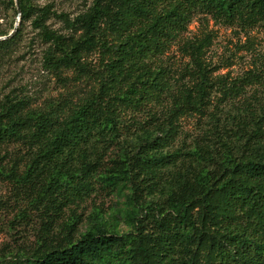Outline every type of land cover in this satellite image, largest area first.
Wrapping results in <instances>:
<instances>
[{"label": "trees", "instance_id": "1", "mask_svg": "<svg viewBox=\"0 0 264 264\" xmlns=\"http://www.w3.org/2000/svg\"><path fill=\"white\" fill-rule=\"evenodd\" d=\"M18 2L19 14L14 0L7 2L19 22L0 30V73L27 22L58 76H87L94 54L100 71L96 91L64 106H36L24 87L3 93L10 82L0 85V211L44 203L62 217L63 208L98 191L116 200L114 224L95 207L73 238L79 218L71 210L60 237L44 238L30 256L7 264H264V104L234 115L230 128L214 124L204 137L222 132L215 142L166 150L178 135L177 119L205 116L218 84L202 60L208 38L182 41L187 26L197 15L242 29L264 26V0H93L74 16L52 4ZM51 19L61 26L51 28ZM179 43L191 56L188 73L162 65ZM222 83L221 101L239 95L235 83ZM163 97V117L152 111L122 139L131 130L124 117ZM4 187L13 204L2 199ZM16 215L25 218V209ZM120 224L129 230L119 232Z\"/></svg>", "mask_w": 264, "mask_h": 264}, {"label": "rangeland", "instance_id": "2", "mask_svg": "<svg viewBox=\"0 0 264 264\" xmlns=\"http://www.w3.org/2000/svg\"><path fill=\"white\" fill-rule=\"evenodd\" d=\"M92 1L30 0L33 5L37 6L52 4L57 12L63 11L71 16L88 8ZM7 2L8 0H0L1 31L9 30L12 25L16 27L19 22V16L13 14ZM29 23L24 24L21 42L14 47L15 51L10 61H7L1 68L2 82L0 85L10 82L9 88L2 92L6 93L14 87H24L34 104L41 107L49 103L52 106L75 104L93 90L96 91L98 88L96 72L100 71L97 55L94 54L88 58L92 63L93 72L91 71L87 76L79 78L74 71H65L60 77L55 70L47 68L43 62L42 57L47 45L41 41L37 31L33 30ZM47 24L53 29L61 26L53 19ZM205 36L208 38L209 45L202 56L203 64L207 68L209 78L218 84L213 90L211 104L205 116H183L177 119L178 135L166 148L169 153L177 150L185 152L192 149L196 143L215 142L222 132L211 134L206 140L204 137L210 129L214 131V124H217L220 130H224V127L230 128L233 125L231 118L234 115L247 109L249 105L250 109L258 111L260 105L264 104V26L242 29L237 25L228 26L215 22L209 16L197 15L187 26L182 41L201 40ZM0 38L4 40L6 37ZM29 43L30 48L27 47ZM184 48L183 43L172 45L162 57V65L172 72L184 73L186 71L188 73L193 65L190 53ZM187 66L190 68L185 70ZM185 77L188 78V76ZM172 78L175 80V77ZM220 79L225 83L224 86H230L229 88L235 83L239 95L232 96L234 95L232 94L230 98L221 101L220 91L223 83ZM160 101L158 104L151 103L135 115L132 114L134 117L131 119L129 118L131 114L126 115L124 122L130 126L131 130L122 131V139H130L134 133L133 123L147 121L152 111L162 118L169 100L163 97ZM131 145L127 144L128 152L132 151ZM118 151L119 147L112 148L108 157L114 158ZM1 195L2 199L9 200L10 204H13L8 187L2 188ZM114 200L116 199L107 195L105 191H98L82 201L63 208L62 217L55 211V207L48 211L44 210V203L37 208L27 207L26 203L20 204L19 207L26 211L25 218H19L16 215L20 209L18 207L3 209L0 211V264H7L15 257L21 259L30 256L46 237L49 240L60 237V225L70 215L71 210H74L79 218L77 232L73 233V238L86 229L88 216L95 207L100 208L103 216L108 218V224H114L109 216ZM117 229L121 233L129 230L124 224L118 225Z\"/></svg>", "mask_w": 264, "mask_h": 264}, {"label": "water", "instance_id": "3", "mask_svg": "<svg viewBox=\"0 0 264 264\" xmlns=\"http://www.w3.org/2000/svg\"><path fill=\"white\" fill-rule=\"evenodd\" d=\"M15 2V6H16V10H17V12H18V14H19V12H20V9H19V2H18V0H15L14 1ZM10 36V35H9ZM2 38H0V40H1ZM4 39V38H3Z\"/></svg>", "mask_w": 264, "mask_h": 264}]
</instances>
